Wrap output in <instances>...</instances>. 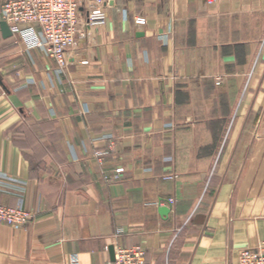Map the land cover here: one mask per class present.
Segmentation results:
<instances>
[{
  "label": "crops",
  "instance_id": "crops-1",
  "mask_svg": "<svg viewBox=\"0 0 264 264\" xmlns=\"http://www.w3.org/2000/svg\"><path fill=\"white\" fill-rule=\"evenodd\" d=\"M92 2L63 73L0 28V205L31 214L0 264H239L264 244V0H111L88 27Z\"/></svg>",
  "mask_w": 264,
  "mask_h": 264
},
{
  "label": "built area",
  "instance_id": "built-area-1",
  "mask_svg": "<svg viewBox=\"0 0 264 264\" xmlns=\"http://www.w3.org/2000/svg\"><path fill=\"white\" fill-rule=\"evenodd\" d=\"M111 0H93L87 10L85 25L102 26L106 22L104 5ZM209 3L215 0H208ZM82 0H9L1 6V18L12 35L17 36L28 49H40L52 59L63 73L67 67L66 52L71 49L77 37H83L80 24V7ZM139 22L142 20H138ZM106 153L97 154L98 157ZM122 170H116V176ZM7 181L19 183L14 178L5 177ZM166 179H173L167 177ZM169 199L168 204L173 205ZM31 214L21 205L5 207L0 205V223L20 228L24 226ZM118 233H121L120 230ZM113 264H146L145 250L140 246L123 249L113 247ZM70 264H78L76 256H71ZM239 264H264V244L256 249H246L239 255Z\"/></svg>",
  "mask_w": 264,
  "mask_h": 264
},
{
  "label": "water",
  "instance_id": "water-1",
  "mask_svg": "<svg viewBox=\"0 0 264 264\" xmlns=\"http://www.w3.org/2000/svg\"><path fill=\"white\" fill-rule=\"evenodd\" d=\"M0 28H1V32H2V35H3L4 38H8V37L12 36V34H11L10 30H9V27L7 26V24L4 21H2L0 23ZM1 84L2 83H1V80H0V85ZM167 212H168L167 208H162L160 210V213L163 214V215L167 214ZM109 253L111 255V258L114 260V249H113V247L109 248Z\"/></svg>",
  "mask_w": 264,
  "mask_h": 264
}]
</instances>
